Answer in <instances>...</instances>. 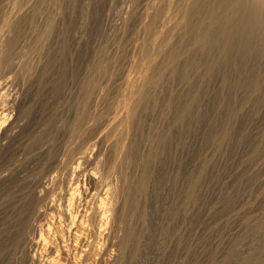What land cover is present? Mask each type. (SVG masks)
I'll list each match as a JSON object with an SVG mask.
<instances>
[{"label":"bare ground","instance_id":"obj_1","mask_svg":"<svg viewBox=\"0 0 264 264\" xmlns=\"http://www.w3.org/2000/svg\"><path fill=\"white\" fill-rule=\"evenodd\" d=\"M222 83L263 105L264 0H0V264L158 257Z\"/></svg>","mask_w":264,"mask_h":264},{"label":"rangeland","instance_id":"obj_2","mask_svg":"<svg viewBox=\"0 0 264 264\" xmlns=\"http://www.w3.org/2000/svg\"><path fill=\"white\" fill-rule=\"evenodd\" d=\"M247 73L249 74L248 71ZM246 74L243 72L241 79H245L248 76ZM218 85L216 90H220L219 106L212 113L209 111L210 123L195 124L190 140L193 162L190 178L195 183L201 180L202 188L193 184L192 189L196 190L191 198V191L186 185L179 187L183 192L179 191L182 197L180 199L183 200L184 197L186 201H182L178 215L169 217L165 214L164 219H161L158 237L159 240L164 238L161 240L162 254L156 258L154 255L148 257L147 260L154 258L147 261L149 264H249L257 260V256L253 257L256 253L260 256L264 253V222H259L257 228L251 229L253 218L264 215V101L262 105L261 101L256 100L246 84L244 88L241 85L242 92H236L241 93L242 98L241 94H236L237 96L232 95L233 100L229 97L233 92L231 88L228 90V83ZM235 97L240 102H235ZM231 109L233 112L237 111L238 116L232 122V129L226 128V131L225 125L228 124L226 121ZM203 162L207 168L199 171L198 167ZM179 174L181 173H178V177ZM10 195L11 191H0V200ZM13 215V212H9L7 217ZM251 238H256L254 248L250 249L251 253L248 251L245 257L238 260L233 258L231 255L234 248L239 249L242 243ZM237 245L239 246L236 247Z\"/></svg>","mask_w":264,"mask_h":264}]
</instances>
